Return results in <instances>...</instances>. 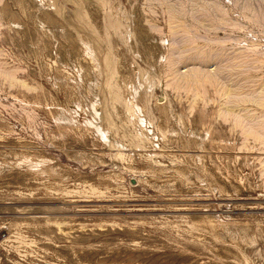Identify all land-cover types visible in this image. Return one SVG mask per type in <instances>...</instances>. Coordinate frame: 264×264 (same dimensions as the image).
Masks as SVG:
<instances>
[{
    "label": "rangeland",
    "instance_id": "obj_1",
    "mask_svg": "<svg viewBox=\"0 0 264 264\" xmlns=\"http://www.w3.org/2000/svg\"><path fill=\"white\" fill-rule=\"evenodd\" d=\"M0 264H264V0H0Z\"/></svg>",
    "mask_w": 264,
    "mask_h": 264
}]
</instances>
